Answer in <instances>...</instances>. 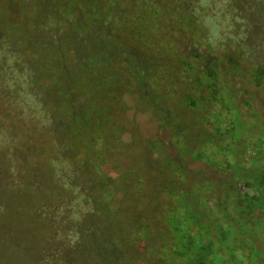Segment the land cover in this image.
<instances>
[{"label": "rangeland", "instance_id": "1", "mask_svg": "<svg viewBox=\"0 0 264 264\" xmlns=\"http://www.w3.org/2000/svg\"><path fill=\"white\" fill-rule=\"evenodd\" d=\"M19 1L0 0V19L2 16H9ZM192 1H199L198 10L202 7L204 10L199 22L200 28L196 34L192 33V29H188V36L185 39L187 47L185 45L179 47L176 44L174 48L173 40L172 42L164 40L161 42L163 48L156 45V40L151 36L154 34L153 32L146 33L144 31H142L143 35L136 39L131 37L133 43L130 47L144 49H141L139 54L141 53L140 56L150 63L145 65L148 68L154 66L155 72L146 84V89L154 95V99L150 97L154 103L159 106L164 104L171 109L175 108L176 114L179 115L178 118L175 117V122L188 124L189 116L195 127L203 130L204 124H206L205 117L209 111H214V107L218 110L219 107L213 104L211 107L209 101H203L195 108L182 103L186 90L192 91L199 99L201 89L197 83L193 86L194 81L190 71L182 67L180 63L187 56H191L190 53L194 50L206 54L205 52L209 49V40L213 41V46L217 49L213 51L214 56L217 52L227 53L228 51L223 48V43L228 36L230 39L237 37L239 31L235 26L236 22H247L249 27L254 26L256 29L258 21L263 24L264 10L263 12L258 11L254 6L250 8L249 13L245 12L243 16L244 5L250 1H256L257 4L261 2L264 6V1ZM123 7L127 11L125 20H128L133 18L135 12L139 13L138 9L142 6L135 7L134 3H125ZM196 8L195 5L190 9L196 10ZM129 11L132 13L130 17H128ZM254 11L256 14L253 13ZM212 12L215 16L211 15ZM11 15L13 19L18 17V14ZM6 29L4 30L7 31ZM123 30V37H128L125 27ZM130 30L136 32L132 28ZM28 32H35L29 22H23V24L18 22V25L14 26V33L19 42L23 46H27V49L20 54L16 55L17 52L15 53L16 63H26V57L33 53V48L31 50L29 40L26 38ZM174 34L177 39H183L177 32ZM208 36H211V39ZM9 43L6 38L3 39L0 53H5V55L0 54V61L4 57V59L8 58L7 52L11 49ZM127 43H129V38H127ZM18 47L21 48L20 45ZM130 47H126V49H130ZM173 50L177 56L172 52ZM44 51L42 50L40 54L41 63H53L52 53ZM166 51H170V56L165 54ZM9 57L12 56L9 55ZM75 63L73 59H70L67 64L74 66ZM22 65L19 67L14 64V68L18 67L19 71L23 69ZM119 65L123 68V61ZM0 67L3 69L2 63H0ZM124 69L125 74L122 72L118 82V87L123 91L120 98L110 105V110L114 115L112 123L115 126L123 127L119 135L122 143L117 144L114 138L109 140L110 142L100 139L99 144L93 147V153L102 151L100 155H103L104 160L95 158L96 154L91 153L93 161L104 166L106 176L117 179L116 186L119 187L116 188L115 195L110 201L116 215L111 216V220L104 216L98 217L96 223L102 222V225L107 228V225H113L111 221L116 220L124 230L133 229L131 235H138L137 243H139L137 245L141 251L138 254L137 264H162V260H165L163 264H176L174 258L176 255L172 252L173 244L182 251H186L188 242L193 240L197 243L196 245L206 243L211 232L213 240L218 244L216 249H220L219 246L221 247L223 242L220 238H216L218 233L216 225L219 228L221 226L224 228L227 237H232V230L228 226L231 225L230 219H232L236 240L229 238V244L235 245V257L238 259L243 257L242 264H248L244 255L248 254L249 250L243 248L242 239L259 241L256 247L252 245L249 246V249L255 250H252L251 255H254L255 252L260 253L264 248V217L260 218L257 214H249L245 208L243 209L244 213H238L233 209V206L242 208L246 205L244 199L253 193V191L243 188L241 182L234 181L236 174L233 168L236 170L243 157L250 158V154H256L258 150L261 151V157L264 159V124H262V120L253 116L254 110L251 111L245 106L241 108L240 101H238V105L242 109V115L233 102H229V114L227 112L211 114V122L214 124L226 122L230 126L229 132L231 133L230 137L218 135L217 140H210L211 132H216L213 129L212 131L207 129L210 134L209 137L207 136L208 139L202 140V146L211 147L214 151V158H212L223 163L221 169H213L212 164L206 160L190 158L193 156V151H189L188 154L182 153L183 148L187 149L184 147L185 140L177 136L175 128L171 125L161 126L159 124L158 118L161 114L156 115L153 108L144 106L145 102L141 101L139 93L134 87L136 80L129 76L126 67ZM24 73L26 74V72ZM72 79L74 80L71 82L74 84L72 89L74 95L81 88L92 90L91 85L82 83L83 78L80 72H76V79L75 75ZM47 81H43V88L40 83L30 86L24 82V90H28L29 96H34L30 104L26 99L24 103H21L16 98L13 87H6L0 81V264H41L37 263L39 250L45 252L48 256V264H51L56 260L55 254L59 251L60 242L62 243L59 236L62 233L61 228L73 226L71 224L82 219L84 214L92 216L95 213L92 200L90 203L86 200L88 196L92 198V194L88 190V187H92L88 181L90 178H82L83 171H80L81 176H79L74 168L68 176L60 177V168L64 166L68 154L58 146L59 137L54 130L55 122L51 119V113L54 112L55 107L50 102H46L44 105L38 101L37 94L39 91H45L44 85ZM237 81L240 83V80ZM25 85L27 89H25ZM129 86L132 87V90L128 88ZM24 92L27 94V91ZM226 92L227 90L223 94ZM84 93L86 101H92V91L89 94L86 91ZM253 107L260 108V101L253 102ZM188 136L190 144L193 145L194 140H191L194 136L193 131ZM172 142H175L176 145H173ZM198 150H200L199 147ZM90 155L89 158H91ZM173 159L181 160V166L186 168L185 174L178 171L177 166L171 164L168 167L165 164ZM8 161L12 162L10 175L4 172V167L7 170L6 162ZM229 165L235 166L232 168ZM53 173L59 175L56 181L57 183L59 181L58 185L61 188L67 187L66 190L73 192L63 196V193L60 192L62 189L55 184ZM77 179L85 184L86 191L78 192L81 190L74 189L73 184L77 183ZM209 181L214 183L215 191L214 198L209 199L211 208L202 203L203 193L207 194V191L211 190L207 184ZM229 182H234L240 191L238 196L228 199L229 204L225 202L226 209L224 208L223 211L222 197L226 193L228 197L232 194L231 191L227 192V187L223 186ZM167 186L176 187V192H168ZM195 186L202 189V192L190 193L189 191L192 192ZM191 201L194 202V210L196 213H200L201 217L197 214L195 217L189 211ZM197 201L202 204V207L198 208ZM181 211L182 213L178 214ZM170 215L174 216L173 222L169 219ZM174 224L180 227V232L176 231ZM142 225L149 227V236L147 229ZM242 225L253 226L255 232L253 234L247 231L242 232ZM138 227L140 228L136 233ZM173 236L174 242L172 243ZM152 237H154V242ZM259 247L262 248L259 249ZM227 248V254L232 255L234 253L232 249ZM144 250L146 251L144 252ZM243 252L244 255H242ZM63 253L67 255L68 251L65 249ZM225 254V250L224 252L215 250L212 264H233L229 256ZM139 255H142V259ZM171 258L175 261H172ZM257 260L256 264H258Z\"/></svg>", "mask_w": 264, "mask_h": 264}, {"label": "trees", "instance_id": "2", "mask_svg": "<svg viewBox=\"0 0 264 264\" xmlns=\"http://www.w3.org/2000/svg\"><path fill=\"white\" fill-rule=\"evenodd\" d=\"M125 3H134L135 7H142L138 9L139 13L138 11L134 13L132 19L125 20L127 14L123 7ZM195 5L197 6L196 10H191L190 8ZM198 5H200L199 1L194 2L192 0H20L9 16L1 17L0 52L4 38L10 42L12 50L9 49L7 52V59L4 57L0 61L3 68L0 67V81L6 87H13L16 98L21 103H24L26 99L30 104L34 96H29L28 90H24V82L30 86L40 83L43 88V81L48 80L44 85L45 91H39L37 94L39 96L38 101L44 105L46 102H50L55 107L54 112L51 113V119L55 122L54 130L59 137L58 146L70 157L67 156L64 166L60 168V177L68 176L74 168L79 176H83L82 178L89 177L88 181L92 185V187H88L92 198L88 196L86 200L89 203L92 200L95 213L92 216L84 214L82 219L71 224L73 226L61 228L62 233L59 236L62 243L60 242L59 251L55 254L56 260L51 264H137L138 262V254L141 251L137 245L139 243H137L138 235H131L133 229L124 230L123 226L119 225L116 220L111 221L113 225H107V228L102 225V222L96 223L98 217L104 216L111 220V216L116 215L110 201L115 195L116 188L119 187L116 186L117 179L107 177L104 173V166L96 164L92 159V154H96L95 158L104 160L103 155H100L102 151L93 153V147L99 144L100 139L110 142L109 140L114 138L117 144L122 143L119 135L123 127L115 126L112 123L114 115L110 110V105H113V102L120 98L123 91L118 87V82L122 72L125 74L124 67L129 72V76L136 80L134 87L138 91L141 101L145 102L144 106L153 108L156 115L161 114L158 118L159 124L161 126L171 125L175 128L177 136L185 140L184 147L187 149L183 148L182 153L188 154L189 151H193V156L190 158L206 160L212 164L213 169H221L223 163L213 159L214 151L211 147L202 146V140L208 139L210 134L207 129L211 131L213 129L216 132H211L210 140H217L218 135L230 137L231 133L229 132L230 126L226 122L220 124L211 122V114H218L219 112L229 114V102H233L240 115H242L241 108L245 106L251 111L254 110L253 116L261 119L262 124H264V21L263 24L258 21L257 29L254 26L249 27L247 22H236L235 26L239 31L237 37L230 39L228 36L225 40L228 43L225 41L223 43V48L228 51L227 53L217 52L214 56L213 51L217 49L213 46V41L209 40V49L205 52L206 54L194 50L190 53L191 56L184 58L182 63L179 62L182 67L190 71L194 81L193 86L197 83L201 89L199 99L192 91L186 90L182 103L195 108L203 101H209L211 107L212 104L219 107L218 110L214 107V111H209L205 117L206 124H204V128L202 127L203 130L197 129L189 116L188 124L175 122V117L178 118L179 116L176 114L175 108L171 109L164 104L159 106L152 100L154 95L146 89V84L155 69L153 65L151 68L145 65L150 63L140 56L141 53L139 54V52L142 48L130 47L133 43L131 37L136 39L142 36V31L153 32L154 34L151 36L156 40V45L163 47L162 41L172 42L173 40L174 48L176 44L179 47L184 45L187 47L185 39L188 36V29H192V33L196 34L200 28L199 22L204 7L198 10ZM244 6L243 16L245 12L249 13L250 8L254 6L258 11L263 12L264 10L261 2L257 4L256 1H250ZM253 13L256 14V11ZM11 14H18V17L13 19ZM211 15L215 16L214 12ZM130 16L132 13L129 11L128 17ZM240 16L242 17V15ZM18 22L22 24L29 22L35 31L26 33L31 50L33 48L31 56H27L25 59L26 63H16L15 53L17 52L16 55H18L27 49V46H23L14 33V26L18 25ZM124 27L128 37H123ZM5 28L7 31L4 30ZM131 28L136 32L131 31ZM175 32L183 39H177ZM208 37L211 39V36ZM127 38H129V43H127ZM19 45L21 48L18 47ZM232 45L233 47H231ZM126 47H130V49H126ZM170 49L172 50V46ZM42 50L52 53L53 63H41L40 54ZM172 52L177 56L174 50ZM169 53L170 51H166L165 54L170 56ZM0 54L5 55V53ZM70 59H73L74 63L76 62L74 66L67 64ZM121 61H123V68L119 65ZM14 64L19 67L23 64V69L18 71V67L14 68ZM76 72L82 74V83L91 85L92 90L81 88L74 95L72 92L74 84L71 82L74 81L73 75L76 79ZM237 80H240V83ZM175 81L177 80L175 79ZM128 88L132 90L131 86ZM25 89H27L26 85ZM226 90L227 92L223 94ZM24 91H27V94ZM85 91L88 94L92 91V101H86ZM238 101H240L241 108ZM259 101L261 107L254 108L253 102ZM192 131L194 133L191 139L194 140L193 145L188 140V135ZM172 144L176 145L175 142ZM89 155L91 158L88 157ZM261 156V151L258 150V153L250 154V158L243 157L236 170L233 168L235 165H229L236 174L234 181L236 183L241 182L243 188L253 191L252 195H248L244 199L246 205L242 208L233 206V209L238 213H244L243 209L245 208L249 214H257L260 218L264 217V159ZM165 164L168 167L171 164L177 166L178 171L183 174L186 172L185 166H181V160L173 159ZM6 165L7 170L4 167V172L10 175L12 162L8 161ZM80 171H83L81 175ZM58 176V174L53 173V179L57 185L59 183L56 181ZM163 178L166 177L163 176ZM207 184L211 190L210 192L207 191V194L203 191L202 203L206 204V207H210L209 199L214 198V183L209 181ZM73 186L75 190H81L78 192L86 191L85 184H82L79 179ZM223 186L228 188L227 192L231 191L232 193L230 197L227 196V193L222 197L221 204H223L224 211L226 209L224 207L225 202L229 204L228 199L238 196L240 188H237L234 182H229ZM59 188L62 189L60 192L63 193V196L73 192L66 190L67 187L61 188L59 186ZM179 189L183 190L182 188ZM175 190L176 187H168L170 193L176 192ZM189 192L198 194V192H202V189L195 186L193 191ZM200 204L197 201L198 208L202 207ZM193 206L194 202L191 201L189 211L195 217H197L196 214L201 217V214L196 213ZM181 213L182 211L178 214ZM171 217L172 215L169 219L173 222L174 216ZM230 221L231 225L228 226L232 230V237H227L224 228L222 226L219 228L216 225L218 227L216 238H220L223 242L221 247L219 246L220 249H216L218 244L217 241L213 240L211 232L206 243L196 245L197 243L193 240L188 242L186 251H182L173 244L172 252L176 255L174 257L176 264H212L215 250H222L223 252L225 250L227 254V247H230L234 252L232 255L227 254L230 261L233 264H242L243 257L240 259L235 257V245L229 244L228 241L229 238L236 240L235 229H233L234 222L232 219ZM143 227L147 229L149 236V227L147 225ZM175 227L176 231L180 232V227L177 225ZM242 228V232L247 231L250 234L255 232L253 226L242 225ZM173 239L174 236L171 239L172 243L174 242ZM152 240L154 242V237ZM258 242L253 239L246 241L242 239L243 248L249 250L248 254L242 253L244 259L247 258L248 264H256V259H258V264H264V248L260 253L255 252L254 255H251L253 249H249V246L252 245L256 247ZM261 248L259 247V249ZM65 249L68 251L67 255L63 253ZM166 250L168 252V249ZM38 254L37 263H49L48 256L44 251L39 250ZM139 257L142 259V255ZM171 260L175 261L173 258ZM161 262L163 264L165 260Z\"/></svg>", "mask_w": 264, "mask_h": 264}]
</instances>
